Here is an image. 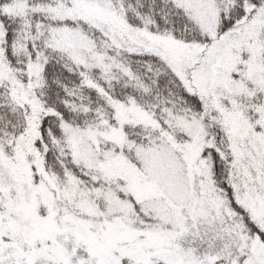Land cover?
Returning a JSON list of instances; mask_svg holds the SVG:
<instances>
[{
  "label": "snow or ice",
  "instance_id": "6c2138e0",
  "mask_svg": "<svg viewBox=\"0 0 264 264\" xmlns=\"http://www.w3.org/2000/svg\"><path fill=\"white\" fill-rule=\"evenodd\" d=\"M0 264H264V0H0Z\"/></svg>",
  "mask_w": 264,
  "mask_h": 264
}]
</instances>
